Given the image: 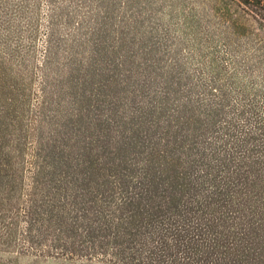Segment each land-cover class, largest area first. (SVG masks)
<instances>
[{"label":"rangeland","instance_id":"1","mask_svg":"<svg viewBox=\"0 0 264 264\" xmlns=\"http://www.w3.org/2000/svg\"><path fill=\"white\" fill-rule=\"evenodd\" d=\"M223 6L0 0V264H264V43Z\"/></svg>","mask_w":264,"mask_h":264},{"label":"trees","instance_id":"2","mask_svg":"<svg viewBox=\"0 0 264 264\" xmlns=\"http://www.w3.org/2000/svg\"><path fill=\"white\" fill-rule=\"evenodd\" d=\"M224 10H226L228 14L224 13L223 17L226 21V15H229L231 18L235 15V19H233V25L228 26L230 29L233 28L236 31L233 33H237L238 35H246V31L249 28V24L253 26V32L257 34L260 38V41L264 43V0H222ZM234 11L233 15H230ZM231 23V21L229 22ZM248 27V28H247ZM250 29V28H249ZM263 45V44H262ZM262 51V48L259 46L257 48ZM264 50V49H263ZM252 53V52H250ZM250 64L256 69L262 68L264 65V58L255 55L253 58H249Z\"/></svg>","mask_w":264,"mask_h":264}]
</instances>
